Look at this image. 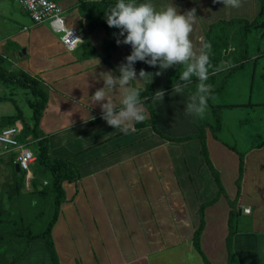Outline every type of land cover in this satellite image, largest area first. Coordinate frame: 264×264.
Wrapping results in <instances>:
<instances>
[{"label": "crops", "instance_id": "1", "mask_svg": "<svg viewBox=\"0 0 264 264\" xmlns=\"http://www.w3.org/2000/svg\"><path fill=\"white\" fill-rule=\"evenodd\" d=\"M54 1L62 7L67 26L76 28L83 33L84 41L78 49L68 51L62 44L60 35L56 34L48 23L35 24L30 18V23L27 22L20 29H15V21L19 22V19L12 9L13 5L7 0H0V7L2 8L0 9V14L8 20L6 24L11 23V26L14 28V31L7 32L9 33L8 36L0 39V56L4 59V66H6L7 62L9 63L7 68L9 72L25 73L37 79L48 91V104L41 118L40 129L51 139V154H57L56 157H61L62 155L69 157L72 153V155L76 156L71 162L80 168V179L76 183L66 182L63 184L67 201L62 204L58 221L53 229V239L57 248L58 239L62 240L63 244L70 243L69 241H63L62 235H60L63 232L65 218L63 212L66 207L68 218L71 219L69 221L74 225V228L78 226V222L76 223V214L75 212L71 213L72 209L70 206H73L72 208H75L79 214L81 213L79 215L81 219L87 218L86 211L89 209L92 200L95 203L96 211L97 208H103L104 203L102 201L95 202L94 199V196H98L94 192V184L92 185L94 179L104 182L102 190L111 195L112 204L110 208L113 211L114 218L118 219L115 214L120 212L122 209L121 204L125 201H122L121 193L123 187L118 182L116 174L120 168L117 158L122 154L123 163L126 166L127 180L133 183L132 166L133 158L136 157L137 151L135 154H129L128 150L133 151L134 148L131 146H134L135 143L138 144V140L135 139L138 134L131 135V137L135 138L134 140H130V144H126V146L116 143L115 140H119L125 135H121L123 132L119 128L113 129L110 127L101 118L100 103L92 104L90 100L95 91L104 86L103 81L100 79V73L111 71L114 76H118L119 66L125 63V58L131 54V46L124 45L123 43L118 46L116 40L120 39L122 41L124 37L108 38L105 28L102 26L94 31L90 30L86 26L85 19L79 10V0ZM146 1L153 3L158 10L165 5L172 4L177 8L179 14H185L195 8L197 19L193 25L190 39L197 48H201L205 44L206 32L210 24L219 20L229 19H245L252 22L262 11L261 0H243L242 7L239 9L224 7L222 3H216L214 0ZM11 2L16 3L14 0ZM135 2L137 4L140 3L139 0H135ZM102 20L107 24L105 14ZM20 24L23 23L20 22ZM112 29L118 33L120 32V29ZM10 42L12 45L9 44ZM231 51L232 49H230ZM95 59L100 61L99 65ZM226 63L228 62L225 61L224 64ZM134 69L137 73V78H139L140 71L137 67V62L134 64ZM141 70L151 74V77L142 78L139 84L133 81V87L146 88L148 79L151 87L156 92L163 90L165 93L161 102L151 100L155 110V130L150 125L145 126V129L151 127L154 131L151 139L157 138L165 146L178 144L177 146H181L177 149L178 153H184V155L188 154V152L191 154L195 153L194 150L197 148L195 142H198L199 139H191L192 141L181 140L200 134V123L192 116H185L183 113L185 103L190 94L184 90L182 95H177L173 93V86H166L170 81L171 68L161 70L158 65L151 67L141 62ZM157 72H161V74L156 75ZM195 79L193 77L192 82ZM116 94L115 92L113 93V95ZM10 97L14 99L13 96ZM113 100L119 105L118 97H113ZM106 102L102 101L101 103ZM21 110L23 111L22 108ZM118 110L119 108H117ZM145 112L150 116L147 109ZM6 116H11V114ZM207 116L210 115L208 114ZM130 133H136V129L130 131L128 134ZM169 138L175 140L171 141ZM206 138L210 160L219 173L226 196H223L215 205L205 210L206 225L201 236V252L195 249L193 242H190L191 239L193 240L194 232L200 225L199 209L206 201H203L198 206L197 201L193 200L192 203L189 201L190 206L193 207L190 210L192 213H187L185 210L183 212H176L175 218L177 219V223L179 220L185 219L184 225H177L172 230L176 232L178 228V233H180L178 235L180 239H183L176 250L179 251L185 247L190 254L193 250L198 254L197 262L191 263L189 261V264H229L227 238L230 234L229 223L232 211L234 210L238 214L233 220L235 234L233 236L232 248L235 255V264H264V144L254 146L252 149L244 152V178L241 193L238 197L236 181L239 176V154L228 148L222 141L216 140L210 130H207ZM56 148L58 149L56 150ZM122 158L120 157V159ZM201 160L197 159L196 164L191 167L193 173L189 176L190 178L188 176L185 177V181L187 182L185 190L188 196V191L189 194H192L188 186L197 184L198 195L196 197L198 199H205L204 195L209 191V186L206 181L201 182L199 180L198 174L204 164L202 157ZM81 170H83L84 174H82ZM168 176L170 179L176 177L174 168H172V173ZM44 178V180H51V175L48 173ZM192 178L194 182L191 181ZM214 180L217 183L215 177ZM181 188H184V184ZM166 191L169 190L167 189ZM168 193L171 192L169 191ZM170 195L174 194L171 193ZM234 201H236L235 205L231 206V202ZM247 208L251 209L250 214L244 213V209ZM139 221L140 223L142 221L150 223L147 219L143 218ZM168 221H170V224L174 222L171 217L168 218ZM82 225L85 224L83 223ZM155 225L154 229L149 227L145 229L151 236L159 232L157 229L158 225ZM171 226L173 227L172 224ZM115 227L121 231L124 229L116 224ZM190 232L192 238L187 236ZM171 235L172 232L170 231V235L165 238L166 241L171 240ZM152 239L153 241L149 246L146 248L142 246L141 248L146 252L139 249L140 246L136 247L140 243L139 239L136 242L130 243L131 247L127 250L131 251L132 257H134L132 260L134 264L149 263L151 259L147 261L144 257L148 258L150 254L158 256L160 253L159 256L164 257L165 247L163 246L164 248L159 250L160 248L158 249V247L160 245L156 247V242L154 238ZM170 242L167 243L169 244ZM42 244L41 239L33 242L27 255L18 264H29L28 262L33 257V253L36 254L37 249L39 247L42 248ZM150 246L153 250L152 253L149 251ZM79 248L81 249V246ZM156 250L160 252L154 254ZM67 251L70 252V249L67 248ZM72 251L74 252V249ZM81 252L85 253V249L83 248ZM181 255L182 253H180ZM78 256L79 252L76 254L70 252V258H73V260ZM158 259L161 261L160 264H181L180 257L178 259L175 254L168 261H164L162 258ZM110 263L122 264L116 258L110 261Z\"/></svg>", "mask_w": 264, "mask_h": 264}, {"label": "rangeland", "instance_id": "2", "mask_svg": "<svg viewBox=\"0 0 264 264\" xmlns=\"http://www.w3.org/2000/svg\"><path fill=\"white\" fill-rule=\"evenodd\" d=\"M7 1L13 5L12 9L19 19V22L15 21V29H20L22 25L27 22L30 23V16H28L17 1L16 3L11 2L12 0ZM0 9L2 8L0 7ZM7 21L8 20L0 14V39L8 36L9 33L7 32L11 30L14 31L11 23H8V25L6 24ZM20 22L23 24H20ZM9 44L12 45L11 42ZM228 47V49H232L231 52L236 56L246 53L249 55V59L230 74L228 73L234 69L235 65L229 62L226 63L229 68H227V70L225 69V71L219 75L218 84L212 87L213 93L210 97V103L222 106L221 109H219L221 116L220 137L225 142L236 145L240 151L246 152L254 146L264 144V13L261 23L255 26L252 36L249 39L248 52L239 48L236 49L235 45L232 43H229ZM8 66L9 63L7 62L6 66H4L5 69H7ZM183 67V65H175L171 68L170 81L166 86H174L179 82V76L183 72ZM225 76L227 80L223 82ZM10 96L14 97L18 106L23 109L25 119L31 123L33 109L27 104L28 98H33L31 92L9 81H0V124L2 117L16 114L18 110L11 100H1V98ZM209 109L208 106V110L204 115L205 117L208 115ZM150 118L151 116L147 114V118L143 122L134 124L133 127L136 129V133L127 135L122 133L121 135L125 136H122L119 140H115L116 143L126 146V144H130V140H134L135 138L131 137V135L138 134L135 138L138 140V144L135 143L134 146H131L134 148L133 151L128 150L129 154H135L137 151L136 157L134 158H138H133L132 166L134 184L131 183L130 180H127L126 166H124L125 163H123L122 154L117 158L120 168L116 174L118 182L122 184L123 187L121 193L122 201H125L123 203L124 206L121 204L122 209H119L120 212L115 214L118 219L114 218L113 211L110 208L112 204L110 199L111 195L107 194L108 192L105 190H102L104 182L99 179H94L92 185L94 184V192L98 195L94 196L95 202L102 201L104 203L102 209L97 208L96 211L95 203L92 200L89 209L86 211L87 218L85 219L84 217L81 219L79 218L81 213L79 214L75 208V210L72 208L73 206H70L72 209L71 213L73 214V212H75L76 223L78 222V226L74 228V225L70 222L71 219L68 218L67 207L65 208L63 212V216L65 217L64 226L62 225L63 232L60 233V235H62L63 241H69L70 243L63 244L62 240L58 239L56 249L61 264H106L107 262V264H113L110 263V261L114 258L122 262V264H134V262H132L134 259L132 253L130 250H127L131 247L130 243L136 242L139 239L140 243L136 247L140 246L139 249H141L142 246L146 248L153 241L152 238H154L156 242V247L160 245V247H158V249L160 248L159 250L165 247V252L163 253V255H165L164 257H160V251L156 250L154 254L158 252V256L150 254L148 258L144 257L147 261L151 259L147 264H160L161 261L158 258L168 261L174 254L178 259L180 257L179 260H181V264H189L188 257L192 253L190 254L185 247L179 251L176 250L183 239H180L178 235L180 234L178 233V228L176 232L172 230L176 228L177 225L185 224V219H181L177 223V219L175 218L176 212H183L185 210L187 213H192L190 210H192L193 207L190 206L189 201L191 203L193 200L197 201L198 206L203 201L208 203L214 199L216 201L213 205H215L226 195L224 192H219V187L214 180L215 175L209 165L204 162L199 174H197L201 182H207L209 191L204 195L205 199H198L196 197V195H198L197 184L193 186L189 185L188 188L191 189L190 191H192V194H189L188 191L187 196V191L185 190L187 182L185 181V177L192 175L193 170L191 167L196 164L197 159L199 161L201 160L200 143L199 141L195 142L197 148L194 150L195 153L193 154L189 152L186 155H184V153H178L177 149L181 147L177 146L178 144L165 146L159 139H151L154 135V131L151 127L145 129L143 126L145 123L150 122ZM13 125L21 129V123ZM31 146V149L37 152L38 146L36 143H32ZM57 149L58 148H56V150ZM52 155L57 156V154ZM75 156L76 155H72L71 153L69 157L73 159ZM0 157H2V160L5 162L1 163L0 160V177H2L0 178L1 190L4 182H13L14 180L12 179V170L10 169L9 172L6 171L7 162L13 156L11 154H5ZM61 157L62 159L69 158L65 155ZM120 157L122 159H120ZM172 168H174L176 175L174 179H170L168 176L172 173ZM81 171L82 174H84L83 170ZM44 177L45 175H39L36 172V180H40L41 182ZM215 178L217 179V177ZM191 181L194 182L193 178ZM49 184L48 187L51 186L50 180ZM183 184L184 188H181ZM167 189L174 195H170L171 193H168L169 191L165 192ZM5 197V194L0 193V200L4 199L7 201L8 198ZM54 197V194L49 195V197H43L35 190V187L33 189L25 185L23 187L21 186L19 193H14L11 200L12 202H9L5 208L11 209V212L15 213V219L21 221L24 226L31 225L34 232H42L53 216ZM230 205L232 206V203ZM169 217L174 221L171 222L173 227L170 221H168ZM142 218L147 219L150 223L145 221L140 223L139 220ZM83 223L85 225H82ZM115 224L124 229L122 231L116 229ZM155 224L158 225L157 229L159 232L151 236L145 229L148 227L154 229L156 226ZM170 231L172 232L171 242L165 239L170 235ZM187 236L192 238L191 232ZM41 240L43 246L37 249L36 254L33 253V257L28 262L29 264H52L46 241L44 239ZM167 242L170 243L168 244ZM192 242L193 240L191 239L190 243ZM80 246L81 249L79 248ZM82 247L85 249V253L81 252L83 250ZM67 248H69L70 252L73 254L79 252V256L73 260V258H70V252L67 251ZM72 249H74L75 253ZM141 250L146 252L144 249ZM149 251L151 253L153 251L151 246L149 247ZM180 253H182L181 256ZM151 256L153 257L151 258ZM190 262L196 263L197 260L193 259Z\"/></svg>", "mask_w": 264, "mask_h": 264}, {"label": "trees", "instance_id": "3", "mask_svg": "<svg viewBox=\"0 0 264 264\" xmlns=\"http://www.w3.org/2000/svg\"><path fill=\"white\" fill-rule=\"evenodd\" d=\"M15 1V0H14ZM79 10L85 19L86 26L90 30H96L98 27L102 26L105 28L108 38L121 37L119 33L109 28L106 23L103 22L102 18L105 12H108L110 7H114L118 0H103V1H85L79 0ZM140 3L147 2L146 0H139ZM262 2V11L258 17L250 22L245 19H229V20H219L215 23L209 25V29L206 32L205 44H210L211 49H205L208 52L211 67L209 68V78L206 81L212 87L218 83L219 75L227 70V65L224 62H229L230 64H235L233 70L228 74L237 70L242 66L246 60L249 59V55L242 53L236 56L230 49H228L229 43L235 45L236 49H242L248 52L249 49V39L252 36L255 26L261 23L262 15L264 13V0ZM4 59L0 56V81H9L14 83L21 88L29 90L33 98H28L27 102L29 106L33 109L32 122L30 123L25 119L24 113L19 108L17 101L12 97L1 98L3 101L11 100L15 107L18 109L16 114L11 116H4L1 119V128H7L14 126L13 124L21 123V135L20 140L27 143H36L37 147V158H38V171L37 174L42 175L43 170L46 169L51 175V186L48 187L49 180L42 179L33 181V189L38 191V193L43 197H49V195L54 194V210L53 216L46 225L44 231L34 232L31 225L24 226L21 221L15 219L11 209H6L5 207L9 202H12V196L14 193H19L21 186H25V173L17 172L16 163L14 157L7 162L6 171L12 170L13 182H4L0 193H3L8 198L7 201L1 199L0 201V264H18L28 253L30 246L33 242L39 239H44L46 241L47 248L50 252L52 264H60L59 255L55 246L53 239V229L58 221L61 206L67 201L66 191L63 188V184L66 182L76 183L80 179V168L71 162L72 158L62 159L60 157L53 156L50 152V137L46 136L40 129V122L43 113L48 104V91L44 86L35 78L23 74V73H12L5 69L3 65ZM137 67L141 71V61H137ZM217 67H222L223 70L212 74L213 70ZM227 76V75H226ZM224 77L223 82L227 80ZM199 81L195 79L191 84L187 86L186 90L190 95L195 94L196 87ZM213 91V90H212ZM155 90L151 87L148 79L146 88L141 89V100L144 102V107L150 113V122L145 123L143 126L151 125L155 130V110L151 103ZM213 92H211L212 94ZM208 98L207 104L209 106V115L201 118H195L197 122L200 123V134L198 136L188 137L186 139H181L182 141L199 139L201 150L200 154L203 161L209 165L213 171L215 177H217V185L219 187V192H225L223 185L221 183L219 173L214 168L212 161L210 160V155L207 147V130H210L214 138L218 141H222L228 148L237 152L240 157L239 162V176L236 181L238 187V197L241 193L242 181L244 178V168H245V153L240 151L236 145H231L225 142L219 135L221 130L220 124V111L221 105H214L210 103V97ZM29 95V94H28ZM170 139V138H169ZM171 141L175 139H170ZM2 156V155H0ZM1 163H5L0 157ZM10 162V163H9ZM4 176V175H3ZM2 178V177H0ZM48 181V185H44V182ZM40 182V183H39ZM7 187V188H6ZM49 188V189H48ZM2 195V194H1ZM5 197V198H6ZM237 197V198H238ZM237 200V199H236ZM216 200H212L208 203H204L199 209L200 225L198 229L194 232L193 243L197 251L201 252V236L205 228V210L206 207L212 206ZM5 202V203H4ZM236 201L231 202L234 206ZM43 213V211H42ZM41 213V215H42ZM238 215L234 210L232 211L230 218V234L227 238V248L229 252V264H235V255L233 253L232 242L233 236L235 234L234 229V217Z\"/></svg>", "mask_w": 264, "mask_h": 264}, {"label": "clouds", "instance_id": "4", "mask_svg": "<svg viewBox=\"0 0 264 264\" xmlns=\"http://www.w3.org/2000/svg\"><path fill=\"white\" fill-rule=\"evenodd\" d=\"M214 2L233 9H239L243 4V0ZM105 18L108 27L120 29L119 36L124 37L122 41L116 40L117 45H130L132 51L125 58L126 62L119 66L118 76H114L111 71L100 73L104 86L95 91L90 100L92 104L100 103L101 118L113 129L119 128L125 135L134 130L135 123H141L147 118L144 102L141 100V89L132 86L133 81L139 84L142 78L151 77V74L141 70L137 78L134 64L141 61L151 67L158 65L161 70L183 65L185 70L179 76V82L173 86V93L182 95L195 77L199 83L195 94L187 98L183 113L185 116L202 119L208 110L207 101L212 92V86L206 83L211 64L208 52L205 51L210 50L211 45L204 44L197 48L190 39L197 19L196 9L179 14L172 4L158 10L151 2L137 4L135 0H118L105 13ZM95 61L99 65L100 61ZM222 70V67H217L212 74ZM160 74L161 72L156 73ZM114 92L117 94L113 95ZM164 95L163 90L155 92L153 101L161 102ZM113 97H118L119 105L114 102ZM102 101L107 102L101 103ZM193 259L198 260V254L194 250L188 257L189 261Z\"/></svg>", "mask_w": 264, "mask_h": 264}, {"label": "built area", "instance_id": "5", "mask_svg": "<svg viewBox=\"0 0 264 264\" xmlns=\"http://www.w3.org/2000/svg\"><path fill=\"white\" fill-rule=\"evenodd\" d=\"M30 16L35 24L48 23L52 30L60 35V40L68 51H75L83 43L84 36L76 28L68 27L62 7L54 0H15ZM103 1V0H85ZM21 129L16 125L7 128L0 127V155L11 154L15 163L19 164L25 173V185L33 188L36 179L38 158L31 149L32 143L20 140ZM48 185V181L44 182ZM250 214V209H244Z\"/></svg>", "mask_w": 264, "mask_h": 264}, {"label": "water", "instance_id": "6", "mask_svg": "<svg viewBox=\"0 0 264 264\" xmlns=\"http://www.w3.org/2000/svg\"><path fill=\"white\" fill-rule=\"evenodd\" d=\"M16 170H17V172H21L19 164H16ZM45 173H46V169H44V171H43V174H45Z\"/></svg>", "mask_w": 264, "mask_h": 264}]
</instances>
